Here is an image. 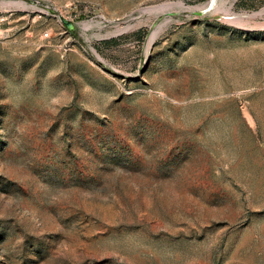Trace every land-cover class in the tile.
<instances>
[{
  "label": "rangeland",
  "instance_id": "374dc122",
  "mask_svg": "<svg viewBox=\"0 0 264 264\" xmlns=\"http://www.w3.org/2000/svg\"><path fill=\"white\" fill-rule=\"evenodd\" d=\"M0 8V264H264V0Z\"/></svg>",
  "mask_w": 264,
  "mask_h": 264
},
{
  "label": "built area",
  "instance_id": "2783aa9c",
  "mask_svg": "<svg viewBox=\"0 0 264 264\" xmlns=\"http://www.w3.org/2000/svg\"><path fill=\"white\" fill-rule=\"evenodd\" d=\"M13 16V12L0 8V28L8 23L9 18ZM49 35L46 33L42 38H47Z\"/></svg>",
  "mask_w": 264,
  "mask_h": 264
},
{
  "label": "water",
  "instance_id": "95a60500",
  "mask_svg": "<svg viewBox=\"0 0 264 264\" xmlns=\"http://www.w3.org/2000/svg\"><path fill=\"white\" fill-rule=\"evenodd\" d=\"M64 22H65V24H66V26H67L68 29H70V30H73L74 29V25H73L72 22H70V21H64Z\"/></svg>",
  "mask_w": 264,
  "mask_h": 264
},
{
  "label": "bare ground",
  "instance_id": "6f19581e",
  "mask_svg": "<svg viewBox=\"0 0 264 264\" xmlns=\"http://www.w3.org/2000/svg\"><path fill=\"white\" fill-rule=\"evenodd\" d=\"M239 20V19H238ZM162 28V27H161ZM152 37V36H151ZM95 51V50H94Z\"/></svg>",
  "mask_w": 264,
  "mask_h": 264
},
{
  "label": "trees",
  "instance_id": "16d2710c",
  "mask_svg": "<svg viewBox=\"0 0 264 264\" xmlns=\"http://www.w3.org/2000/svg\"><path fill=\"white\" fill-rule=\"evenodd\" d=\"M70 30V29H69ZM70 31H73V30H70Z\"/></svg>",
  "mask_w": 264,
  "mask_h": 264
}]
</instances>
